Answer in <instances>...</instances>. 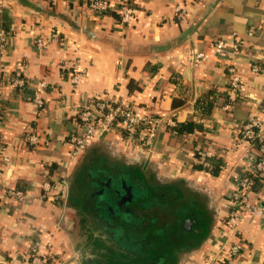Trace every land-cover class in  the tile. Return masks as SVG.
Returning a JSON list of instances; mask_svg holds the SVG:
<instances>
[{
    "label": "crops",
    "instance_id": "crops-1",
    "mask_svg": "<svg viewBox=\"0 0 264 264\" xmlns=\"http://www.w3.org/2000/svg\"><path fill=\"white\" fill-rule=\"evenodd\" d=\"M116 2L98 15L87 0H0V26L11 32L0 48V264H31L33 249L42 264H125L158 253L168 256L159 264H264V186L250 194L262 214L227 226L249 152L239 129L264 107V0H136L129 27ZM235 35L245 42L239 52ZM230 66L241 79L234 103ZM77 72L83 81L74 85ZM42 81L39 108L33 96ZM95 97L202 129L179 137L163 128L152 151L110 132L74 153L68 136L82 132L76 110ZM46 180L56 199L40 200ZM179 199L205 231L184 232L183 217L167 216Z\"/></svg>",
    "mask_w": 264,
    "mask_h": 264
},
{
    "label": "built area",
    "instance_id": "built-area-1",
    "mask_svg": "<svg viewBox=\"0 0 264 264\" xmlns=\"http://www.w3.org/2000/svg\"><path fill=\"white\" fill-rule=\"evenodd\" d=\"M88 8L98 14H105L111 7V0H87ZM116 9L121 23L124 26H131L137 14L136 0H117ZM180 10V8L178 9ZM182 13V12H181ZM57 37V35H54ZM11 38V32L4 26H0V48L5 49ZM232 48L239 52L244 47L245 42L241 37L235 35ZM39 47L43 46V41H38ZM225 47L224 40H218L215 44L216 52L221 54ZM203 58L202 54H197L195 60ZM231 80L227 92L230 103L237 102L241 97V79L234 67H229ZM253 72L260 73L258 65L253 67ZM83 73L77 72L72 77V83L79 85L83 81ZM15 87H23L25 81L20 78L13 79ZM46 82L38 84L34 92L33 102L39 107L44 106V101L40 97L42 88H45ZM78 127L82 132H74L68 136V142L72 146L74 153L83 151L92 139L96 136L107 135L110 132H118L128 142L135 144L140 150L152 151L159 131L163 128L176 136L177 123L173 118L163 119L159 117H150L136 113L131 106L123 102H109L101 97H95L87 104L80 106L76 110V120ZM238 143H247L249 152L245 158V173L239 176L233 186L231 196L228 201L227 226L230 229L237 228L240 220L247 214L258 217L262 214L263 208L259 204L250 202V194L255 191L257 186H264V107L260 110V115L246 124H242L239 129ZM32 145L38 143V136L32 134L29 137ZM4 151L2 138L0 137V153ZM205 159L213 158L211 151L206 150ZM221 167V165H220ZM64 184V182H63ZM56 186V185H54ZM53 184L49 181H43L41 184L42 195L40 200L56 199L53 191ZM9 195L19 201H26L27 195L19 190L9 191ZM240 247L235 245L230 249L231 255L238 254ZM31 264H42V259L37 250H32Z\"/></svg>",
    "mask_w": 264,
    "mask_h": 264
},
{
    "label": "trees",
    "instance_id": "trees-1",
    "mask_svg": "<svg viewBox=\"0 0 264 264\" xmlns=\"http://www.w3.org/2000/svg\"><path fill=\"white\" fill-rule=\"evenodd\" d=\"M0 88H1V79H0ZM18 91H21L24 93V96L31 95L32 91L29 89L27 82H25V85L23 87H17ZM5 112V108L3 104L0 103V120L3 117ZM201 126L195 124L194 122H187V123H178L176 127V131L178 132V136L181 137L185 134H191L194 133L196 130H201ZM54 168V167H53ZM217 172H215L216 174Z\"/></svg>",
    "mask_w": 264,
    "mask_h": 264
},
{
    "label": "flooded vegetation",
    "instance_id": "flooded-vegetation-1",
    "mask_svg": "<svg viewBox=\"0 0 264 264\" xmlns=\"http://www.w3.org/2000/svg\"><path fill=\"white\" fill-rule=\"evenodd\" d=\"M191 206L192 204L186 208V211H184V214H188L191 211L190 209ZM183 230L184 232L186 231L189 232V230H193V229H192V226H189V227L185 226L183 227ZM172 238H175V237H172ZM144 257H142L143 258L142 264H159V262L165 263L166 261L164 259H168L167 253L166 254L158 253V254H153V255H147Z\"/></svg>",
    "mask_w": 264,
    "mask_h": 264
},
{
    "label": "water",
    "instance_id": "water-1",
    "mask_svg": "<svg viewBox=\"0 0 264 264\" xmlns=\"http://www.w3.org/2000/svg\"><path fill=\"white\" fill-rule=\"evenodd\" d=\"M178 217H183V222H182V227H189L192 226V231H194L195 233H202L203 231H205L204 229V224L202 222V220L197 218H192L191 217V213H188L186 215L179 213L177 214Z\"/></svg>",
    "mask_w": 264,
    "mask_h": 264
},
{
    "label": "rangeland",
    "instance_id": "rangeland-1",
    "mask_svg": "<svg viewBox=\"0 0 264 264\" xmlns=\"http://www.w3.org/2000/svg\"><path fill=\"white\" fill-rule=\"evenodd\" d=\"M184 200V199H183ZM188 207V200L186 201V200H184V201H182V200H180L179 199V203H178V205H175V207H173V208H171L170 210H169V213H167V216L168 217H178L177 215H176V213H177V211H179V210H181V209H186ZM177 214H179V213H177ZM172 237H177V235H175V233H173L172 234ZM172 237H170V238H172ZM174 239V238H173ZM125 257V255H123V257H122V255H121V259L123 260V261H126V259H128V257H126V258H124ZM125 264H142V262H137V261H127V263H125Z\"/></svg>",
    "mask_w": 264,
    "mask_h": 264
}]
</instances>
